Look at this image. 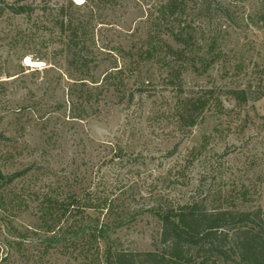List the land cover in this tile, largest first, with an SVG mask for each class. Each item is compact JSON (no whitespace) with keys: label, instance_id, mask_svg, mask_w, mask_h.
<instances>
[{"label":"rangeland","instance_id":"1","mask_svg":"<svg viewBox=\"0 0 264 264\" xmlns=\"http://www.w3.org/2000/svg\"><path fill=\"white\" fill-rule=\"evenodd\" d=\"M166 1L0 0V173L28 170L1 191L75 197L52 228L37 201L0 210V264H105L115 248L155 251L167 207L264 208V2L188 0L165 26ZM24 5L35 11L11 12ZM185 21L194 31L179 40ZM69 22L86 27L76 49L85 70ZM152 39L159 57H179L172 67L136 65ZM106 71L118 90L82 105L77 80L93 90ZM192 98L209 104L183 128L176 111Z\"/></svg>","mask_w":264,"mask_h":264},{"label":"trees","instance_id":"2","mask_svg":"<svg viewBox=\"0 0 264 264\" xmlns=\"http://www.w3.org/2000/svg\"><path fill=\"white\" fill-rule=\"evenodd\" d=\"M187 2L188 0H167L161 9L162 16L167 19L163 24L168 26V23L178 21L179 16L186 13ZM4 11L0 7V16ZM34 11L35 9L25 5L11 8V12L17 15L31 14ZM182 24L179 26L180 34H177V37L180 38L179 40H190L186 37L194 31L192 25L186 21ZM83 27L72 22L67 24L71 41L69 48L73 52L80 49ZM163 51V48L152 39L147 42L144 50L135 54L139 58L136 65L140 64V59L144 61L156 59L163 65L172 67L179 57L175 55L171 57L167 52L164 53L165 56L159 57ZM211 52L214 54V49H211ZM129 54L132 58L135 57L133 53ZM74 57L79 67L84 70L88 67L89 60L81 56L78 51ZM202 61L203 64H207V59ZM110 73L106 71L103 81L93 90L87 85L86 79L77 80L82 87L78 90L82 105L93 100L97 101L99 99L97 96L107 90L108 85L115 86L118 90V83L110 81L112 77ZM170 84L179 89L173 81ZM229 94L240 103H247L250 100L246 90H232ZM208 104V98H192L181 104L176 111L179 125L183 128L196 126ZM74 108L86 114L84 106ZM80 118L82 117H77ZM27 173L28 170L12 175L0 173V210L5 212L6 206H12L14 209L26 211L30 208L29 200L37 201L43 225L52 228L51 224L57 225L69 213L75 204V197L65 192L46 193L41 196L29 193L27 201L24 194L19 196L12 193L13 197H8L7 190L1 191L3 187L11 186ZM160 219L159 246L155 251H128L115 248L108 251L105 264H264V208L262 207L250 210L227 209L222 206L210 208L204 201H192L167 207ZM8 256L9 254L6 260H9Z\"/></svg>","mask_w":264,"mask_h":264}]
</instances>
